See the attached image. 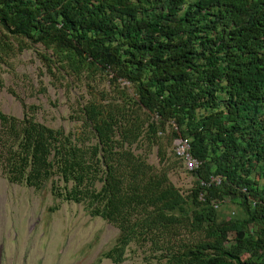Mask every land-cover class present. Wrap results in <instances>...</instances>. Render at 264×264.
I'll list each match as a JSON object with an SVG mask.
<instances>
[{"label": "trees", "instance_id": "16d2710c", "mask_svg": "<svg viewBox=\"0 0 264 264\" xmlns=\"http://www.w3.org/2000/svg\"><path fill=\"white\" fill-rule=\"evenodd\" d=\"M29 45L88 97L79 132L0 109L9 182L87 202L119 230L113 263L137 241L159 264H264V0H0V64ZM165 131L200 161L187 193L133 149L164 161ZM227 202L239 216L220 218Z\"/></svg>", "mask_w": 264, "mask_h": 264}, {"label": "rangeland", "instance_id": "374dc122", "mask_svg": "<svg viewBox=\"0 0 264 264\" xmlns=\"http://www.w3.org/2000/svg\"><path fill=\"white\" fill-rule=\"evenodd\" d=\"M41 52L40 45H29L0 64V109L21 118L23 105L32 104L39 122L79 132L83 129L80 107L88 97L84 83L72 75L47 71ZM99 88L111 91L113 87L104 79ZM167 133H160L164 161H159L158 146H148L144 139L133 149L156 167L169 165L171 181L187 193L194 178L175 156L174 142L168 143ZM51 185V180L38 189L11 183L0 168V264H159V252L148 242H131L120 263L102 257L115 244L118 228L92 216L87 202L58 197ZM58 187L64 190L63 182ZM217 209L221 219L240 215L230 202Z\"/></svg>", "mask_w": 264, "mask_h": 264}, {"label": "built area", "instance_id": "2783aa9c", "mask_svg": "<svg viewBox=\"0 0 264 264\" xmlns=\"http://www.w3.org/2000/svg\"><path fill=\"white\" fill-rule=\"evenodd\" d=\"M174 153L183 163V168L187 171L198 167L200 161L193 157L189 151V141L187 138L174 140ZM210 180L219 183L220 179L210 175ZM216 207V204H214Z\"/></svg>", "mask_w": 264, "mask_h": 264}, {"label": "clouds", "instance_id": "9594fccd", "mask_svg": "<svg viewBox=\"0 0 264 264\" xmlns=\"http://www.w3.org/2000/svg\"><path fill=\"white\" fill-rule=\"evenodd\" d=\"M217 206V205H216Z\"/></svg>", "mask_w": 264, "mask_h": 264}]
</instances>
